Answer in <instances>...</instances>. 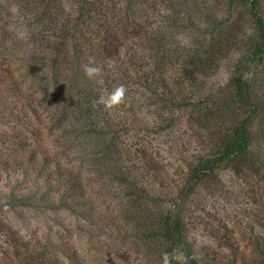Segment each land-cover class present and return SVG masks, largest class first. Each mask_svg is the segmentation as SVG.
Masks as SVG:
<instances>
[{
	"label": "trees",
	"instance_id": "trees-1",
	"mask_svg": "<svg viewBox=\"0 0 264 264\" xmlns=\"http://www.w3.org/2000/svg\"><path fill=\"white\" fill-rule=\"evenodd\" d=\"M33 2L44 30L30 42L42 52L27 56L23 72L12 70L0 35V97L10 107L0 180L17 173L15 189L0 187V264H162L176 249L189 264H264V0H73L68 11ZM6 12L0 4V21ZM90 61L104 66L102 84L86 78ZM38 76L50 100L37 104ZM121 85L122 104L96 103ZM135 128L173 134V171L132 139ZM91 139L88 177L60 163ZM223 173L253 193L242 247L225 225H204L195 203ZM22 176L46 185L38 205L53 231L22 230L9 218L32 207L16 189Z\"/></svg>",
	"mask_w": 264,
	"mask_h": 264
},
{
	"label": "rangeland",
	"instance_id": "rangeland-1",
	"mask_svg": "<svg viewBox=\"0 0 264 264\" xmlns=\"http://www.w3.org/2000/svg\"><path fill=\"white\" fill-rule=\"evenodd\" d=\"M116 2L117 0H113ZM210 2V1H209ZM0 4L3 5L5 9L8 10L2 17L0 21V35L3 36V41L7 47L6 54L7 57L13 63V71H16V75L19 72H23L26 62L27 56L34 52L40 53L42 49L39 44H33L30 42L33 37L34 40L39 35V31H43L44 27L41 28V24L33 21L35 14L36 3L33 0H0ZM30 4L31 11L26 10V5ZM73 0H56L55 5L60 6L61 9L69 10L72 8ZM117 6V5H116ZM168 14V13H167ZM166 13L163 15H167ZM152 19L157 27L163 26L162 22V11L159 10L158 13L152 10L151 13ZM168 16V15H167ZM28 21H33V24L27 25ZM35 33V35H32ZM37 33V34H36ZM30 34V38H29ZM30 42V43H29ZM16 69V70H15ZM42 71H45L46 68L42 67ZM35 80V83L32 84L33 92L35 93V99L37 97L36 103L38 102H48L50 100L49 96L46 93V84H49L45 81H41L42 76H38ZM28 83V82H27ZM26 83V84H27ZM22 84V85H26ZM41 99V100H39ZM41 108L40 105H38ZM8 100L3 101L0 97V131H5L1 126V122H4L8 119ZM84 119H80L79 124L83 122ZM141 129L135 128L132 133V139L135 136L138 141H142L143 143L149 144V151H153L156 157L162 160V164L165 166L166 170L173 171V168H176L178 163L175 159L179 155L175 154L178 151V143L174 142L173 134H159L157 137H150L143 135ZM182 140V138H180ZM183 139H185L183 137ZM50 141V140H49ZM48 149H52V146L49 144L48 140H45L44 143ZM96 141L91 139L86 144L85 148L81 150L74 149L67 152V155L60 159V163L62 165H66V167L72 166L73 169H77L76 172H82L85 176L88 177V173H90V164L92 163V155L97 149ZM2 147H0L1 149ZM83 153V157H79ZM175 157V158H174ZM66 159L67 161H65ZM90 163V164H89ZM17 173L11 172L10 176L7 178H2L0 180V187L2 192H8L15 189L14 187H8L12 185L16 181ZM20 180H23L20 184L17 185L16 189L19 187L23 188L26 196L29 198V202L32 204V207L26 208L25 206L22 209H19L17 213L9 214V218H15V224L17 228L28 227L33 230V232H37V234H41L42 232H47L48 227L50 226L52 231L54 229L55 222L49 220V212L42 211L41 199L42 195H44L46 185L41 180H32L30 177L22 176ZM43 183V184H42ZM96 183V182H91ZM98 183V182H97ZM4 186V187H3ZM206 192V193H205ZM202 192L199 200H196L195 203L199 204L198 208L200 211L198 214L200 215V219L204 225H225L229 230L228 236L231 238L232 242L238 247H242L241 244V236H243L244 231L248 229L252 224L251 216L254 213V204H252V196L253 193L248 189L247 186L237 183L234 180V177L228 175L227 173L221 174L220 177V185L213 189L212 191L208 189L207 191ZM255 192V191H254ZM61 216V220H64L66 216L65 213H59ZM65 221V230L72 232L73 229L71 227V223L69 221ZM59 222V220H58ZM56 222V224L58 223ZM56 229V228H55ZM23 230V228H22ZM86 237L77 238V244L79 247H86ZM93 255L89 257L90 262H93Z\"/></svg>",
	"mask_w": 264,
	"mask_h": 264
},
{
	"label": "clouds",
	"instance_id": "clouds-1",
	"mask_svg": "<svg viewBox=\"0 0 264 264\" xmlns=\"http://www.w3.org/2000/svg\"><path fill=\"white\" fill-rule=\"evenodd\" d=\"M104 66L97 64L95 61H90L89 64L84 66L85 76L89 80L96 81L98 84H102V73ZM126 97V89L124 86L116 87L110 93L101 91L96 103L103 105L105 108H113L124 102ZM162 264H189L188 257L183 251L176 249L171 253H164L162 256Z\"/></svg>",
	"mask_w": 264,
	"mask_h": 264
}]
</instances>
